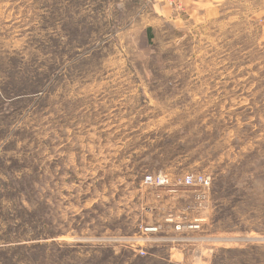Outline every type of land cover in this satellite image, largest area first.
I'll use <instances>...</instances> for the list:
<instances>
[{
    "label": "rangeland",
    "instance_id": "obj_1",
    "mask_svg": "<svg viewBox=\"0 0 264 264\" xmlns=\"http://www.w3.org/2000/svg\"><path fill=\"white\" fill-rule=\"evenodd\" d=\"M146 7L0 0V264H264V0Z\"/></svg>",
    "mask_w": 264,
    "mask_h": 264
},
{
    "label": "crops",
    "instance_id": "obj_2",
    "mask_svg": "<svg viewBox=\"0 0 264 264\" xmlns=\"http://www.w3.org/2000/svg\"><path fill=\"white\" fill-rule=\"evenodd\" d=\"M143 1L147 6L139 15L143 28L157 31L161 29L159 24L193 27L225 0H177L180 5L174 7L167 0Z\"/></svg>",
    "mask_w": 264,
    "mask_h": 264
},
{
    "label": "built area",
    "instance_id": "obj_3",
    "mask_svg": "<svg viewBox=\"0 0 264 264\" xmlns=\"http://www.w3.org/2000/svg\"><path fill=\"white\" fill-rule=\"evenodd\" d=\"M173 7L176 5H180L177 0H167ZM170 180L163 175H147L144 179V183L154 184V185H166L169 183ZM179 183H181L183 186H187L190 188H194V194L196 199H202L205 197V193L207 190L210 189L211 181L210 177L206 175L205 173H192L187 174L183 178L180 179ZM185 227L190 228H199L200 223L199 222H190L189 225H186ZM177 229L181 228V225L176 226ZM153 228H147L146 230H152ZM141 253L144 254L145 251L141 249Z\"/></svg>",
    "mask_w": 264,
    "mask_h": 264
},
{
    "label": "trees",
    "instance_id": "obj_4",
    "mask_svg": "<svg viewBox=\"0 0 264 264\" xmlns=\"http://www.w3.org/2000/svg\"><path fill=\"white\" fill-rule=\"evenodd\" d=\"M25 208V207H24ZM22 208V210L25 212V210L27 211V209L25 208ZM9 225H11V224H9ZM32 228H36V226H32L30 229H28V228H26V227H24V225H16V226H14V227H8L7 229H6V234L8 235H12V234H15V235H19V237L20 238H27V237H31L32 239H37V240H39V239H41L42 237H47V235L48 234H44V236H43V234L42 233H38V232H34L35 230H33L32 232H30V235L29 234H26V232L28 231V230H31ZM21 230H24L25 232H20ZM35 233H37V234H35ZM27 235H29V236H27ZM14 244H15V246H17V248H28V247H32V246H41V245H39V244H34V245H28V244H17V242H13Z\"/></svg>",
    "mask_w": 264,
    "mask_h": 264
}]
</instances>
